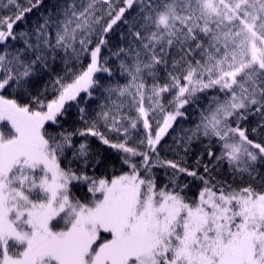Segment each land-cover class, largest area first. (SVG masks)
<instances>
[{
  "label": "snow or ice",
  "instance_id": "obj_1",
  "mask_svg": "<svg viewBox=\"0 0 264 264\" xmlns=\"http://www.w3.org/2000/svg\"><path fill=\"white\" fill-rule=\"evenodd\" d=\"M0 264H264V0H0Z\"/></svg>",
  "mask_w": 264,
  "mask_h": 264
},
{
  "label": "trees",
  "instance_id": "obj_2",
  "mask_svg": "<svg viewBox=\"0 0 264 264\" xmlns=\"http://www.w3.org/2000/svg\"><path fill=\"white\" fill-rule=\"evenodd\" d=\"M32 18L33 17H30V19H32ZM75 113H76V109L73 108L71 110V116H69L68 120L65 121V127H70L71 122H72V117L75 116ZM90 140L92 143V147L93 148H99L104 156L109 157L115 163V167L117 169V171L115 173L113 172L111 167H109L106 172L103 169H98L96 171V175H108L110 177L113 174H119L120 165L118 163V157L116 156L114 150L108 148L107 146L100 145L99 142L95 140V138H90ZM89 174H92V173L90 172ZM77 194H79V193H77Z\"/></svg>",
  "mask_w": 264,
  "mask_h": 264
}]
</instances>
